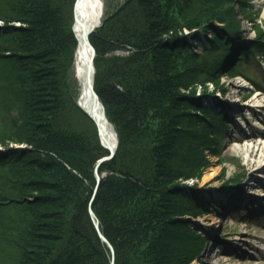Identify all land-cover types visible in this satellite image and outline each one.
Returning a JSON list of instances; mask_svg holds the SVG:
<instances>
[{"label": "trees", "instance_id": "16d2710c", "mask_svg": "<svg viewBox=\"0 0 264 264\" xmlns=\"http://www.w3.org/2000/svg\"><path fill=\"white\" fill-rule=\"evenodd\" d=\"M223 1L229 4L125 0L103 12L89 35L94 89L118 145L99 164L105 175L98 183L97 160L108 150L67 89L76 47L74 0H0V144L6 147L0 151V264H110L90 207L115 264H187L200 253L202 231L183 232L178 243L182 232L174 226L180 214L207 211L197 196L201 188L178 186L170 197L168 184L195 177L201 149L214 154L225 127L203 98L213 95L218 103L219 72L233 70L236 59L264 43V28L257 27L248 49L232 44L229 37L240 34L225 19L232 0ZM209 4L218 12L209 13ZM222 19L227 26L213 25L201 38L194 31L177 34L182 27L204 31L209 20ZM15 20L24 25H7ZM196 81L201 91H177ZM179 137L184 144L174 142ZM10 142L31 148H10ZM175 144L180 155L172 151Z\"/></svg>", "mask_w": 264, "mask_h": 264}, {"label": "rangeland", "instance_id": "374dc122", "mask_svg": "<svg viewBox=\"0 0 264 264\" xmlns=\"http://www.w3.org/2000/svg\"><path fill=\"white\" fill-rule=\"evenodd\" d=\"M101 1L102 13L100 21L104 15L103 12L112 13L125 0ZM220 2L221 7L229 4V2L223 0H220ZM206 6L209 8L211 5ZM229 6L230 17H225V19H228V24L235 25L234 27L238 29V34H240L239 38L229 37V40L240 48L248 49L258 39L256 38V28H264V14L262 13L264 0H244V2L232 0ZM239 6L241 9H239ZM213 11L218 12L216 7L211 6L208 12L212 13ZM225 19L219 21L209 20L210 26L207 25L204 31H197L195 30L196 28L189 30L182 27L177 34L181 38L184 36L180 34L194 31L201 38L202 34H209V30L213 28V25L215 27L227 26V23H225L227 20ZM4 24L5 22L0 20V26H4ZM7 25L19 27L23 26L24 23L15 20L8 21ZM224 33L226 34V32ZM258 48L257 53H251L246 58L236 59L234 62L236 68L233 70L219 72L218 81L220 82V87L218 88H222L223 91H217L218 103L213 101V95L204 96L206 99L202 103L207 106H214L213 113L215 115L227 110L225 114L221 115L223 116L222 121L225 123V129L219 134L216 142V151L214 154H210L201 149L202 154H204V161L196 165V172L193 173L195 177H177L168 184L171 189V192H169L170 197H176V187L197 183L196 185L201 188L197 195L199 200H202V197L205 201L206 198L210 200L207 204L206 212L194 215L184 213L177 216L178 225L174 226V230L175 232H182L180 236L177 235L178 243L184 239L183 232L188 237H191V232L201 230L202 234L206 236L203 249L195 258H190L186 262L187 264H243L241 263L242 259H245V262L247 260V264H250L257 261L256 255L259 251L264 252V242L253 235L264 232V196L261 198L257 195L253 197L247 194L249 190L259 192L264 189V171L257 173L261 181L255 184L251 179V166L246 164L242 152L234 148L247 141L264 140V107L252 104L253 95L264 98V43ZM115 52L124 53L125 51L116 49ZM238 73H244L251 79L253 78L257 87H255V91H253V85L244 80ZM233 81L237 82V84H233ZM198 83L196 81L185 88H178L177 91L184 94L188 93L191 88L201 91V86ZM207 83L205 85L208 91L211 92L213 86L209 82ZM67 89L71 91L72 95L74 94V98L75 94L78 93V89H80L74 78L73 65L67 71ZM251 93L252 95H250ZM225 101L232 103L233 107L224 104ZM14 113L17 114V111L14 110ZM236 113L239 116H235ZM254 122L255 125L252 124ZM186 123L196 128L199 126L198 122L188 123L186 121ZM257 131L259 132L258 134H253ZM183 139L184 137H179L174 142L177 141L184 144L185 140ZM176 144L173 145L172 151L175 152V155H180V149ZM15 146H28L27 148H31L26 143L10 142L8 145L10 148ZM182 146L184 147V145ZM5 149L6 147L0 144V151ZM99 164L96 165L97 171ZM103 175H105V172L100 175V178ZM99 181L97 182L99 183ZM232 190L235 191L236 196H241L240 199L237 197H234L233 200L230 199L234 196ZM30 195L32 193H27L25 197L32 199ZM223 203H229L230 205L229 207H223L221 205ZM216 206H222V209H218ZM186 222L187 224H185ZM101 240L103 239L101 238ZM104 242L107 244L106 241ZM110 252V264H115L114 249L113 252L110 249ZM227 254L232 256L231 260L226 259Z\"/></svg>", "mask_w": 264, "mask_h": 264}, {"label": "bare ground", "instance_id": "6f19581e", "mask_svg": "<svg viewBox=\"0 0 264 264\" xmlns=\"http://www.w3.org/2000/svg\"><path fill=\"white\" fill-rule=\"evenodd\" d=\"M76 12L78 15V18L86 25L90 26L93 29L95 26H97L100 22V17L102 13V1L101 0H79L77 7H76ZM264 14V9L263 12ZM93 30H91L92 32ZM74 35L76 37V40L81 39V28L79 25L74 27ZM89 55L88 48L85 45H82L81 47H77L75 51V57H74V62H73V73H74V78L76 80V84L79 86V88L82 85L84 75H85V66H86V61L87 57ZM233 84L235 81L232 82ZM79 93L76 94V97L78 96ZM252 95V93L250 94ZM252 104H255L258 107H264V98L258 97V96H252ZM204 100V98H203ZM81 104L82 106L87 107V103L84 101V98L81 99ZM254 105V106H255ZM99 113V112H98ZM100 127L102 129V134L104 137H108L112 142L115 140V135H114V129L109 120L106 118L104 115H100ZM255 121V120H253ZM255 125V122L252 123ZM259 132L257 131L256 133L253 134H258ZM237 151L238 149L242 152L244 159L246 160V164L248 166H251V179L254 181V183H258L261 181L257 173L260 171H264V140L260 141H247L244 143H241L237 147H234ZM247 185H249L247 183ZM255 194H261L264 195V192H254ZM253 194V193H251ZM241 196H237V198L240 199ZM94 223V222H93ZM257 239L260 241L264 242V232L261 234H253ZM245 256V255H244ZM257 256V261L251 262L250 264H264V252H258ZM259 256V257H258ZM232 256L230 254H227L226 259L231 260ZM242 258V257H241ZM241 263L247 264V260L245 262V259L241 260Z\"/></svg>", "mask_w": 264, "mask_h": 264}, {"label": "water", "instance_id": "95a60500", "mask_svg": "<svg viewBox=\"0 0 264 264\" xmlns=\"http://www.w3.org/2000/svg\"><path fill=\"white\" fill-rule=\"evenodd\" d=\"M79 0L74 1L73 6V24H72V30H74V27L79 25L81 28V39L77 41V47H81L82 45H85L88 48L89 55L87 57L86 66H85V75L84 79L81 85V90L79 93V96L77 97L76 103L78 106L94 121L98 138L102 146H104L108 153L103 155L101 158L98 159L97 164L100 162L110 159L116 150L117 147V136L116 132L114 130L115 140L112 142L108 137H104L102 134V129L100 127V115H105L103 105L101 101L99 100V97L94 89V77H95V67H94V56H95V49L93 45L91 44L89 40V34L91 33V30H93L92 27L86 26L79 18L76 12V7ZM84 98V101L87 103V107L82 106L81 99ZM99 112V113H98ZM114 129V128H113ZM95 175L97 181L100 179V175L98 171L95 169ZM91 218L94 222V225L96 229L98 230V233L100 237L107 242L108 246L110 247L111 251L113 252V248L110 244V242L106 239V237L102 234L98 227V219L96 218L93 210L89 209Z\"/></svg>", "mask_w": 264, "mask_h": 264}]
</instances>
